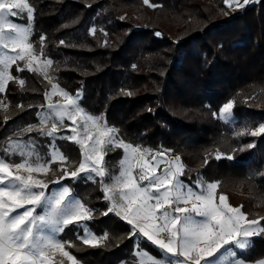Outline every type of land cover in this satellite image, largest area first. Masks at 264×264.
<instances>
[{"label":"trees","instance_id":"1","mask_svg":"<svg viewBox=\"0 0 264 264\" xmlns=\"http://www.w3.org/2000/svg\"><path fill=\"white\" fill-rule=\"evenodd\" d=\"M27 1L34 8L29 41L35 53L53 61L54 83L72 96L82 94L88 114L102 117L121 140L143 152L179 157L185 183L194 185L199 177L218 183L217 194L231 206H242L248 219L264 217V134H250L264 123V0L235 10L224 0ZM157 31L162 36H155ZM11 74L17 79L0 94V154L9 139L35 135L15 133L38 124L36 112L45 108L51 89L22 62L12 66ZM19 79L25 80L23 86ZM229 101L236 131L219 119ZM39 140L38 150L47 154L48 140ZM58 145L76 167L78 147L65 141ZM218 151L224 158H215ZM121 155L107 153V162L114 166ZM51 167L49 181L61 168L59 163ZM65 181L93 209L90 229L99 237L107 234L92 247L78 239L75 225L68 226L60 238L78 263L138 264L139 243L130 238L126 221L104 215L109 203L98 180ZM140 249L159 255L147 241ZM240 257L250 264L264 260V237L254 238V247Z\"/></svg>","mask_w":264,"mask_h":264},{"label":"snow or ice","instance_id":"2","mask_svg":"<svg viewBox=\"0 0 264 264\" xmlns=\"http://www.w3.org/2000/svg\"><path fill=\"white\" fill-rule=\"evenodd\" d=\"M224 2L235 10L245 7L252 0H243V3L240 0ZM144 3L149 4V0H144ZM25 12L26 25L11 19L24 18ZM33 17L34 8L27 0H0V47L10 49L14 53L9 55L6 51L0 52V93L6 90L9 81L17 79L8 71L17 61H26L25 67L28 71L42 72L51 82L46 71L53 63L51 59L33 67L34 61L38 59L33 44L29 42ZM91 31L95 33L96 29L92 28ZM154 35L160 37L162 33L157 31ZM44 40L45 36L41 35V45ZM60 43L64 44V41L61 40ZM43 51L41 47L40 52ZM17 69L23 71L19 65ZM19 84L23 86L25 80L19 79ZM51 88V94L59 92L66 100V104L47 105L50 113L60 122V127H65V118L76 125L77 117L84 113L85 128L87 129L90 123L91 127L96 129V136L93 138L89 133L87 139H78L76 127L70 129L71 135L60 136V139L75 141L82 150V160L78 167L71 171L65 165L72 162L56 143L59 130L57 123L51 122L50 129L44 127L52 120L51 115L37 111L39 127L29 124L15 133L20 136L35 130L39 136L50 137L47 154L37 152L35 146L26 150L27 144L34 145L32 139H29L27 144L22 140L9 139L3 154H0V264H47L48 252L51 249H59L75 264L74 257L64 250L65 244L55 236L47 234L45 229L50 228L55 233H62L65 227L70 225L79 229L81 222L93 219V209L88 208L86 202L82 203L80 198H76L69 186H62L51 195L46 194L49 182L36 178L33 173L47 175L51 170L50 164L57 161L61 164V170L54 183L59 184L65 177L76 181L81 178V174L89 179L93 174L100 177L104 199L112 201L104 215L112 213L126 221L130 226V238L140 235L160 253V258H157L147 250L138 248V264H224L226 257L228 264H247V258H241L239 253L253 248L255 237H264V225L261 224L264 217L248 219L246 213L241 210L242 206H229L225 203L224 196L220 197V204H216L214 193L217 183H207L206 189L197 183L195 187L198 191L194 190L191 184L186 185L180 179L184 166L179 157L166 160L164 154L157 153L154 157L155 165L140 163V156L146 155L148 150L141 153L138 147L116 139L117 129L108 127L102 122V117L87 114L78 103L80 93L74 97L56 83H52ZM51 94L45 93V96L49 97ZM232 110L233 102L225 103L220 109L219 119L227 123L232 119ZM216 115L213 113L214 117ZM241 134L236 133L237 136ZM250 134L254 137L264 134V123L251 130ZM115 147L123 150L121 163L126 166L119 171V175L111 177L113 184H107L104 183L107 172L105 156ZM248 147L252 145L249 144ZM17 157L19 162H13ZM215 158H224L223 153L218 151ZM226 158L233 159L230 155ZM160 163L166 164L167 167L163 174L158 175L156 169ZM137 166L140 169L138 178L133 175V168ZM13 169L17 173L23 170L27 175L16 174ZM145 181L146 185L143 184ZM110 192L114 194L109 195ZM117 195L119 200L116 199ZM189 203L191 207H187ZM182 204L185 206H181ZM26 205L29 207H25ZM38 209H43V214H40ZM164 233L167 235L162 236ZM106 236L107 234L97 237L86 231L80 238L84 244L96 247ZM218 253V260L210 259ZM258 264H264V260H260Z\"/></svg>","mask_w":264,"mask_h":264},{"label":"rangeland","instance_id":"3","mask_svg":"<svg viewBox=\"0 0 264 264\" xmlns=\"http://www.w3.org/2000/svg\"><path fill=\"white\" fill-rule=\"evenodd\" d=\"M259 2L260 0H252V2ZM28 2V1H27ZM240 2L241 3H243L241 0H240ZM251 2V3H252ZM250 4V3H249ZM239 8V7H238ZM232 9V8H231ZM23 16H24V18H11V19H13V21L14 22H17V23H21V24H24V25H26L25 23H24V19H26V12L23 14ZM31 36V35H30ZM29 40H30V37H29ZM30 42V41H29ZM8 52V54L9 55H14V53H12L11 52V50L10 49H3L2 47H0V52ZM17 51H19V49L17 50ZM36 54V53H35ZM37 55V57H38V59L36 60V61H34V63H33V67H37V66H39V65H41V64H43L47 59H45V58H43V57H41L40 55H38V54H36ZM18 62H22L24 65L26 64V61H17V63ZM12 66L13 65H11L10 66V68L8 69V71H9V74H11V68H12ZM46 71H47V73H48V76L51 78L52 76H51V65H49L48 67H47V69H46ZM36 73H38L41 77H43L46 81H48L49 82V79H46L45 77H44V75H43V73L42 72H36ZM12 75V74H11ZM50 84H52V83H54L53 81H52V78H51V82H49ZM60 87V86H59ZM61 88V87H60ZM49 94H51L52 93V88L49 90V92H48ZM0 94H2V93H0ZM71 95V94H70ZM75 97V96H74ZM81 100H82V94H80V97H79V99H78V103L81 105ZM49 103H52V104H66V100L64 99V97L59 93V92H57L56 94H51L49 97H46V106H45V108L41 111L42 113H45V114H49V115H51L52 116V120L47 124V125H45L44 127L45 128H48V129H50V127H51V122H56L57 123V125H58V132H57V134H56V143H57V145H58V142L59 141H65V144H75L77 147H78V149H79V152H80V159L82 160V158H83V156H82V150H81V147H80V145L78 144V143H76L75 141H68V140H63V139H60V136H63V135H71L72 133H71V128L72 127H76L77 128V132H78V139H87V135L89 134V133H91L92 134V136H93V138H95V136H96V129L95 128H92L91 127V124L89 123V125H88V127H87V129L85 128V126H84V120H83V116H84V113H81V115L80 116H78L77 117V124L76 125H74L73 123H72V121H70V120H68L67 118H65V120H64V125H65V127H60V122L59 121H57L56 119H55V116H54V114L53 113H50V110L47 108V105L49 104ZM88 114V113H87ZM103 122V121H102ZM224 122V121H223ZM236 122H237V120H236V118L233 116V113H232V119H230L226 124L231 128V130H233V131H236ZM225 123V122H224ZM248 124V123H247ZM36 125H38V127H39V122H38V124H36ZM33 132V134H35V135H31V136H28V137H23V138H20V139H18V140H22V141H24L25 142V144H27V142H28V140L29 139H32L33 141H34V145H32V144H27V148H26V150H28V149H31L33 146H35V150L37 151V152H40L39 150H38V148H37V144H39V142H40V140L39 139H41V140H44V139H47L48 140V142H45L44 144H46V143H48V144H50L51 143V138L50 137H43V136H39L38 134H37V132L34 130V131H32ZM29 134V133H28ZM115 138L116 139H121L119 136H118V134H116L115 135ZM47 144V145H48ZM46 145V146H47ZM58 147H59V145H58ZM111 147V146H110ZM60 148V147H59ZM61 149V148H60ZM121 152V157H120V161H118L117 162V164H115L114 166H110L109 165V163L107 162V155L105 156V166H106V168H107V172H106V176H105V178H104V183H107V184H113L114 182H113V180L111 179V177L112 176H114V175H119V171L123 168V167H125L126 165L125 164H123V163H121V161L123 160V156H124V153H123V150L121 149V148H118V147H115V148H112V150L111 151H109L108 152V154H118V153H120ZM141 153H143V151H141ZM157 153H162V154H164V158L166 159V160H174L177 156H174V155H172L171 153H169V152H166V151H160V152H148L146 155H141L140 156V158H139V162L140 163H145V162H147L148 164H149V166H153V165H155L156 164V160L154 159V157L156 156V154ZM80 160V161H81ZM70 161V160H69ZM13 162H19V158L17 157V158H15L14 160H13ZM70 162H72V163H69V164H67V165H65L67 168H68V170L69 171H71V170H73L75 167L73 166V164H74V161H70ZM180 162L182 163V161L180 160ZM55 163H59L60 164V162L59 161H57V162H55ZM78 164H77V166L76 167H78V165H79V163L80 162H77ZM53 163H51L50 164V169L52 170V167H51V165H52ZM182 165L184 166L183 167V171L185 170V165L182 163ZM60 166H61V164H60ZM167 167V165L166 164H164V163H160L158 166H157V174L158 175H160V174H163V170L165 169ZM51 170L48 172V174L47 175H44V174H38V173H33V175L36 177V178H39V179H44V180H46V181H48L49 182V186H52V188L50 189V191H49V189L46 191V194H48V195H51L52 194V192L53 191H56V190H58V188H60V187H62V186H69L67 183H66V181H65V179H69V180H71V183H74V182H94V181H97L98 180V182L100 183V187H101V190H102V183H101V178L100 177H96L95 176V174H93V177L91 178V179H89V178H86V177H84V175L83 174H81V178L79 179V180H76V181H74L71 177H65L64 179H62V180H60L59 181V184H57V183H54V181H56L57 180V177H58V175H55V177L54 178H56V179H54V180H52V181H49L48 179H50L48 176H50V172H51ZM59 170H61V168H59ZM13 172L14 173H16V174H20V175H27V173H25V172H23V170H20L18 173L16 172V170L15 169H13ZM139 172H140V169H139V167L137 166V167H134L133 168V175L134 176H136L137 178H138V176H139ZM180 179H182V176L180 177ZM197 183H200L201 185H203V187L206 189V185H207V182L202 178V177H199V179H198V181L194 184V185H192L193 187H194V190H199V189H197L195 186L197 185ZM143 184H147V182L145 181V182H143ZM186 185H188V183H185ZM70 187V186H69ZM217 190H218V183H217V189L215 190V193H214V198H215V203L216 204H220V197L221 196H223V195H218L217 194ZM116 191L118 192L119 191V189L117 188L116 189ZM73 193H74V191H73ZM114 193H112V192H110L109 193V195H113ZM74 196L76 197V198H78L77 197V195L74 193ZM224 197H226V196H224ZM116 199L117 200H119V196L117 195L116 196ZM82 202V201H81ZM108 203H109V206H110V204L112 203V201H107ZM153 203H154V201H153ZM225 203H227L229 206H231L230 204H229V202H228V200H227V198H226V200H225ZM181 206H185V205H181ZM25 207H29L28 205H26ZM187 207H191V203H189L188 205H187ZM231 207H234V206H231ZM17 211H23V209H17ZM40 214H43V209H38L37 210ZM198 219H201V218H199V217H197ZM68 227V226H67ZM67 227H65V229L67 228ZM45 231H46V233L47 234H49V235H53V236H55L57 239H59L61 242H63L64 244H65V248H64V250L65 251H67V252H69V254L70 255H72L73 257H74V260H75V264H79L78 263V261L76 260V258H75V256L73 255V254H71L70 253V251L68 250V248H67V244L68 243H66V242H64L61 238H60V236H61V234L63 233H55V232H52L51 231V229L50 228H46L45 229ZM86 231H90L91 233H93V234H95L91 229H90V227H89V221L88 222H81V228H79L78 229V231H77V237H78V239L79 240H81L82 242H83V240L80 238V237H82L84 234H85V232ZM96 235V234H95ZM162 236H166L167 234L166 233H164V234H161ZM97 236V235H96ZM97 237H99V236H97ZM257 237H259V236H257ZM256 238V237H255ZM135 241L137 242V243H139V244H137V248H139L140 249V242H142V241H147L146 240V238H143L142 236H140V235H137V236H135ZM102 242V241H101ZM100 242V243H101ZM148 242V241H147ZM99 243V244H100ZM149 244H151L150 242H148ZM153 246V245H152ZM154 247V246H153ZM155 248V247H154ZM138 250V249H137ZM137 250L135 251V256H136V252H137ZM145 250V249H144ZM237 251H239V250H237ZM222 252H223V250H222ZM247 251H241L240 253H239V255L241 256L242 254H244V253H246ZM150 253V252H149ZM159 253V252H158ZM150 254H152V255H155V256H157V258H160V253H159V255L158 254H154V253H150ZM48 257H49V259H48V261H47V264H53V263H55V262H60V263H62V264H73V261H69L68 260V258L67 257H65L63 254H62V252L59 250V249H51V250H49V252H48ZM220 258V254L218 253L217 254V256L216 257H213V258H210V259H213V260H218ZM242 258V257H241ZM136 260H137V262H138V257L136 256ZM121 264H126V263H121ZM202 264H203V262H202ZM224 264H228V258L226 257L225 258V260H224ZM247 264H250V263H247ZM256 264H258V263H256Z\"/></svg>","mask_w":264,"mask_h":264}]
</instances>
